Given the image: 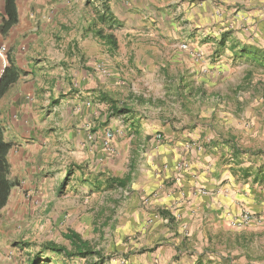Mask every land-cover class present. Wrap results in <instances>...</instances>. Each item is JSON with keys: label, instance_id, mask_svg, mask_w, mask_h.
<instances>
[{"label": "crops", "instance_id": "obj_1", "mask_svg": "<svg viewBox=\"0 0 264 264\" xmlns=\"http://www.w3.org/2000/svg\"><path fill=\"white\" fill-rule=\"evenodd\" d=\"M85 2L16 1L19 21L10 33L14 29L20 34L26 32L30 39L25 45L12 41L9 55L26 74L2 98L0 123L13 128L12 116L25 111L24 105L37 113L34 105L23 104L27 92L33 95L34 104L59 96L79 107L85 99L95 100L93 89H118L116 93L121 96L151 100L150 106L141 104L135 117L122 126L127 139L118 142L113 137L114 150L120 151L122 142L127 147L125 167L117 174L109 168L87 171L90 178L104 172L126 176L128 182L124 188L90 184L97 193L86 197L88 211L82 208V222H74L76 215H72L68 219L72 220L70 227L55 236H45L34 254L9 255V236L4 233L5 227L0 228V264H31L39 252L41 264H239L237 258L249 256L251 241L264 229V224L256 223L242 229L230 225V218L242 210L264 216V107H248V113L254 112V116L247 122H242L248 116L239 113L241 107L227 108V115L207 107L204 110L209 114L199 113L193 122L179 115L177 122H169L160 117L166 115L163 105L153 100H175L173 105L179 113L190 114L194 109L189 107L187 111L176 102L177 93L170 84L184 76L187 71L183 67H193L194 74L201 75L200 84L207 85L218 77L211 75L210 81L203 77L213 72L212 68L225 74L233 70L227 69L229 65L260 67L258 58L264 56V0H94L98 7L105 2L119 23L114 31L118 50L113 55L94 37L81 38L80 29L92 15ZM3 9L0 0V14ZM247 51H254L256 56L251 57ZM197 52L199 57L193 55ZM99 62L109 67L110 77L103 79L98 74ZM3 66L0 63V73ZM250 71L241 75L243 80L251 76ZM153 75L163 83L159 96L139 86ZM199 85L193 86L191 95L197 101L198 94L204 92V85ZM197 87L201 88L198 94ZM210 92L216 91L208 89L205 95ZM8 100L10 106L5 111ZM90 112L82 110V118L86 120ZM31 113L27 115L33 120ZM100 113L94 112L92 120L99 119ZM152 115L158 119L152 120ZM74 118L76 123L78 118ZM4 134L14 146L16 140ZM93 141L95 137L85 140L88 150L96 151L97 156L102 151L112 154ZM26 149V144L20 145L19 162L27 160L23 155ZM104 157L108 166L111 160ZM43 191L47 193V189ZM56 192L57 187L51 192L54 198ZM62 204L64 209L69 208V201ZM56 208H50L53 219L64 210ZM85 225L89 233L82 229ZM50 241L65 251H41V246Z\"/></svg>", "mask_w": 264, "mask_h": 264}, {"label": "rangeland", "instance_id": "obj_2", "mask_svg": "<svg viewBox=\"0 0 264 264\" xmlns=\"http://www.w3.org/2000/svg\"><path fill=\"white\" fill-rule=\"evenodd\" d=\"M85 5L89 12H94L98 7V4L96 6L94 5V0H86ZM10 30L5 36L0 34L1 65L7 64V55H9V47L12 41H14L16 45L20 43L25 45L30 39V37H27L26 32L20 34L18 30L16 31L14 29L10 33ZM22 39L24 40L21 41ZM22 45H20V47ZM20 49L23 50V48ZM102 63L103 62L97 63V65L99 64L100 66L97 70H99L98 74L105 79L110 77V69L106 64L103 63V65ZM229 68L233 70L225 74L217 72L212 68L213 72L203 77L209 81L212 79L211 75L216 77L218 74V77L214 80V83L207 85V83L200 84L201 75L194 74L196 70L193 67H183V69L187 71L184 73V81H188V83H193V81H195L193 86L200 84L202 87V85H204V92L203 94H198L200 88L197 89L196 94H198V101L194 99V96L192 98H186L188 101L185 107L187 111H190L189 107L194 109L190 114L179 113L180 110L173 105L175 100L172 102V99L155 97L153 100L154 103L158 105L162 104V109H165L166 115H160V117H162L161 119L168 120L169 122H177L175 118L179 115L181 118L185 117L188 118L187 121L193 122L194 117L198 119L197 116L199 113H201V115L207 113L204 110L207 107L208 109L213 108L214 112L223 115H227L229 109L241 107L239 113L245 112L248 118H245L243 114L241 116L245 118V120L241 119L240 116H236L234 113L233 116L243 120L242 122H247L250 117L254 116V112L248 113V107H252L253 105L264 107V68L247 65H229L227 69ZM248 70H251V76H247V78L243 80L241 75ZM222 74L223 76H220ZM191 77L194 78V80L191 79ZM156 79L158 80L156 75L149 76L145 80L146 84L142 85L141 83L139 86L143 87L145 91L148 90L150 95L159 96L163 89V83L161 80L156 81ZM170 84L172 86L177 84V82H175V84ZM135 85L138 86L137 84ZM173 89V91L176 90L174 87ZM208 89L216 91L210 92L211 94L214 93L212 99L210 97L211 94H208L209 96L205 95ZM187 91L186 89L180 90L182 95H185ZM116 92H119L118 89ZM32 96L31 93L27 92L25 97L26 101L23 104L27 103L29 105H34V110H38L37 113H35L32 108L27 110L26 105H24L25 111L17 114L15 113L16 116H12V119L15 121L13 128L3 125L6 135L16 140L14 146L12 144L9 162L11 164V179L18 181V185L12 189L8 206L0 213V228L4 229L5 227L4 233L9 236L7 238V251L9 255L16 254L17 257L22 256L20 254H25L26 252L33 254L38 252L40 250L39 243L41 239H46L45 236H55L60 230H66V227H70L69 224L72 220L69 222L68 219H70L72 215H76L74 222L77 220L82 222L83 219L80 218L82 208H84L85 212L88 211V202H85L86 197L91 196L92 192L97 193L94 191L93 187H91L90 183L83 182L84 178L91 177L90 175L87 176V171H89V169L102 171V169L109 168L117 174L118 171L125 167L124 158L126 157L125 152L127 148L122 142L121 145H124V147L119 148L120 151L113 149L111 155H106L107 153L102 151V155L100 154L97 156L96 151L93 152L88 150L85 146V140L89 134L95 137V141L93 142H95L94 144H96V146L101 144L98 139L103 136L106 130L112 131L115 141L118 142L128 137V135L124 134L122 127L128 122V118H126L127 120H123L124 116L121 115L110 118L107 116L106 118L105 116L108 112L106 111L107 106L105 103L85 99V101L83 100L84 104L80 106L81 109L74 113L75 108H80L78 103L70 102L58 96L55 98L57 99L56 103H53L55 99L48 97L47 100L44 101L43 99L41 101L43 103L39 100V102L34 104ZM177 101L176 99V102ZM150 105L151 104H148V106ZM9 106L10 101L8 100L4 104V110H8ZM82 110L91 111V115L88 116L86 120L82 118ZM28 111H32L31 115L34 117L33 120L27 115ZM97 111L101 112L99 119L92 120L95 116L93 113L96 112L97 115ZM207 114H209V112ZM75 116L78 118L76 123L74 122ZM149 117H151L152 120H154V118L158 119L153 115ZM1 122L5 123V120L3 119ZM133 123H136V121H133ZM13 133H16L17 136ZM17 143L19 146H16ZM24 144L27 145V149L23 152V155L27 157V160L25 162H19V157L22 154H20L19 147ZM28 152L31 154H28ZM103 154L111 160L108 166H106L107 163L105 162ZM119 154L121 157H116V155ZM75 165L84 166V169L80 171L74 167ZM55 187H57V192L54 198L51 192ZM43 188L47 189V193L43 191ZM95 195L93 197H95ZM65 201H69L70 203L67 209H64L65 205L62 204V202ZM48 203H50L49 207H45ZM53 205L57 206L56 209H64L60 211L57 214L58 217L54 219L52 218L53 211H50ZM82 229L87 233L90 232L88 225L83 226ZM251 243V247L248 250L249 256H246V259L242 260L237 258L238 263L264 264V229L257 235L255 240L251 241ZM2 247L3 246L0 245V252L3 251Z\"/></svg>", "mask_w": 264, "mask_h": 264}, {"label": "trees", "instance_id": "obj_3", "mask_svg": "<svg viewBox=\"0 0 264 264\" xmlns=\"http://www.w3.org/2000/svg\"><path fill=\"white\" fill-rule=\"evenodd\" d=\"M17 0H3L4 9L3 13L0 14V34L5 36L9 30L14 27L18 21V8H17ZM119 26L117 19L110 13L109 7L105 2L101 3L100 7H97L94 12H92L90 21L81 27L80 36L81 38H85L88 36L94 37L98 42L106 47V51L113 55L118 50V40L116 35L114 34L115 29ZM220 46H223L224 41L221 39L219 42ZM248 52V51H247ZM251 53V57H255L256 53L254 51H249ZM260 59V63L258 64L260 67L264 68V56ZM25 74V72L19 70V68L15 65L14 61L10 58V55H7V64L3 67L0 73V113H1V100L11 88L13 84L17 82L21 75ZM177 93V100L181 103V105L186 106L187 97L191 98L193 91V83L188 81H184V76H180L178 79V83L174 85ZM200 87H197L198 89ZM186 89L188 90L185 95H182L180 90ZM201 91V88H200ZM95 92V101L105 103L106 118L117 117L119 115L127 117L128 119H132L135 117L137 108L141 104H151L150 101H144L141 96H121L120 93H116V91L109 92L106 89H93ZM201 94L203 92L201 91ZM186 96V97H185ZM57 99L53 101L56 103ZM12 149V143L8 141L4 134V129L0 123V210L3 209L8 203L10 194L12 189L18 185V181L11 179V164L9 162V153ZM75 168L80 171L84 169V166L75 165ZM70 171V170H69ZM68 171V172H69ZM96 175L92 178H85L83 182H89L94 187H121L124 188L127 185L128 177H117L110 176L104 172H97ZM91 180V181H89ZM72 238H76L75 236H71ZM77 240V239H75ZM51 250L55 252L65 251L61 246H57L54 242H46L41 246V251ZM40 253V252H39ZM39 253L34 256L31 264H41L39 258ZM79 254V251H78Z\"/></svg>", "mask_w": 264, "mask_h": 264}, {"label": "built area", "instance_id": "obj_4", "mask_svg": "<svg viewBox=\"0 0 264 264\" xmlns=\"http://www.w3.org/2000/svg\"><path fill=\"white\" fill-rule=\"evenodd\" d=\"M183 47L185 48L186 45H183ZM1 55V53H0ZM193 55H195L196 57L200 56V53H193ZM100 68V66H98V69ZM113 137L114 134L112 133V131L110 130H106L103 134V137L101 139V145L104 149H106L109 153L112 152L113 149V145H112V141H113ZM158 137H160V135H158ZM93 135L89 134L87 135V139H93ZM251 223H256L259 225L264 224V216L263 215H254L252 214L250 211L248 210H242L238 215L232 216L230 218V225L234 228H239L242 229L248 225H250Z\"/></svg>", "mask_w": 264, "mask_h": 264}, {"label": "clouds", "instance_id": "obj_5", "mask_svg": "<svg viewBox=\"0 0 264 264\" xmlns=\"http://www.w3.org/2000/svg\"><path fill=\"white\" fill-rule=\"evenodd\" d=\"M3 63H4V62H3ZM3 65L5 66V64H2V66H3ZM4 66H3V67H4ZM98 66H99V65H98ZM98 66L96 67L97 69H98ZM98 71H99V70H98Z\"/></svg>", "mask_w": 264, "mask_h": 264}]
</instances>
